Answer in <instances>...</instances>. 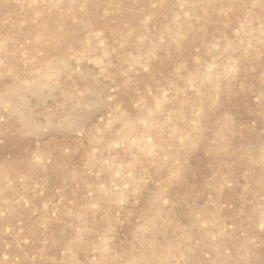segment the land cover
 Wrapping results in <instances>:
<instances>
[{
	"label": "rangeland",
	"instance_id": "374dc122",
	"mask_svg": "<svg viewBox=\"0 0 264 264\" xmlns=\"http://www.w3.org/2000/svg\"><path fill=\"white\" fill-rule=\"evenodd\" d=\"M0 264H264V0H0Z\"/></svg>",
	"mask_w": 264,
	"mask_h": 264
}]
</instances>
